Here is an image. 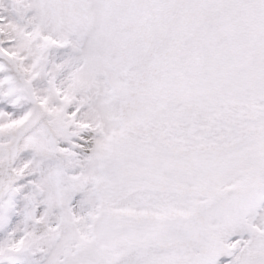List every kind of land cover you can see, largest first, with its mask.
<instances>
[{
  "label": "snow or ice",
  "instance_id": "snow-or-ice-1",
  "mask_svg": "<svg viewBox=\"0 0 264 264\" xmlns=\"http://www.w3.org/2000/svg\"><path fill=\"white\" fill-rule=\"evenodd\" d=\"M0 264H264V0H0Z\"/></svg>",
  "mask_w": 264,
  "mask_h": 264
}]
</instances>
